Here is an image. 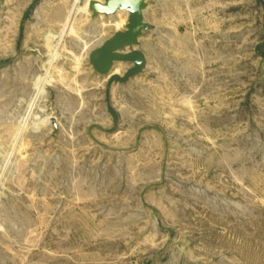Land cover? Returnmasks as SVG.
Masks as SVG:
<instances>
[{"label":"rangeland","instance_id":"374dc122","mask_svg":"<svg viewBox=\"0 0 264 264\" xmlns=\"http://www.w3.org/2000/svg\"><path fill=\"white\" fill-rule=\"evenodd\" d=\"M87 2L0 0V264H264V0H146L115 125Z\"/></svg>","mask_w":264,"mask_h":264},{"label":"water","instance_id":"95a60500","mask_svg":"<svg viewBox=\"0 0 264 264\" xmlns=\"http://www.w3.org/2000/svg\"><path fill=\"white\" fill-rule=\"evenodd\" d=\"M146 8V0H88L87 2L91 18L98 15H114L120 11L127 15L124 27L114 31L88 54V64L91 69L106 78L104 102L114 125L117 123L118 114L110 103L112 85L126 83L132 77L142 73L145 66L144 53L138 47L143 31L150 26L143 17ZM120 63L129 65L121 75L114 73V67Z\"/></svg>","mask_w":264,"mask_h":264}]
</instances>
